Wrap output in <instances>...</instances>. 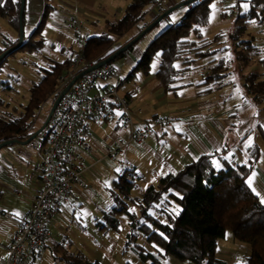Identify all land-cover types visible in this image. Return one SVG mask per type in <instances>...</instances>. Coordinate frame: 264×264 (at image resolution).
Listing matches in <instances>:
<instances>
[{
    "label": "crops",
    "instance_id": "obj_1",
    "mask_svg": "<svg viewBox=\"0 0 264 264\" xmlns=\"http://www.w3.org/2000/svg\"><path fill=\"white\" fill-rule=\"evenodd\" d=\"M112 1L25 0L24 36L27 37L28 30H34L43 13H46L42 34L46 41L44 48L47 49V58L49 61L62 60L71 49L77 51L79 48L75 34L67 27L69 16L77 15L89 25L91 34H99L107 28L108 20L123 15L122 8L108 5ZM177 2L178 0H164L162 3L171 7ZM254 3L252 0H230L225 6L218 7L223 8L222 13L226 11L234 20L237 13L248 11ZM262 8L260 5L258 10ZM158 9L157 5L153 9L151 7L145 21L154 19L159 14ZM187 9L183 10V14L175 22L183 17ZM169 15L157 23H160V28L153 35H158L159 31L175 23L172 22L175 16ZM259 17L248 21L247 26L264 24V12ZM139 29V26L133 28L127 36L137 33ZM219 29L214 28L212 34L203 31L204 37L208 38L217 33L224 34L220 37V42L214 45L218 52L190 62L184 79L175 90H165L157 79L158 58L153 60L149 74L134 70L153 35L145 40L140 38L126 55L121 56V64L117 65L112 61L122 77L119 91L130 99L137 122L149 121L157 114H172L175 122L171 126L158 127L152 137L142 142L129 144L119 158L113 161L107 154L108 148L117 140L125 138L127 131L121 128L117 117L105 121L87 120L86 139L94 147L93 153L87 157V186L78 188L74 198L61 207L58 215L48 222L50 234L45 250L32 264H56L59 261L70 264L64 260L65 255L81 254L91 260L82 252L85 243L81 247L73 239L87 237L84 234L87 230L83 224L84 216L93 222L96 230L105 236L110 235L98 224L104 220L101 216L107 212L103 208L101 197L108 186L112 187L113 178L124 165L136 168L140 176L138 190H141L149 183L157 182L166 173H176L204 153L211 154L226 148L227 157L248 165L251 168L250 174L256 173L252 187L260 193L259 198L264 197V92L260 94L263 98L258 101L245 85L249 80L264 84V27L258 30L257 35L251 33L253 41L246 63L236 54L238 49L231 37L234 26L228 30L221 27ZM221 57L228 60L229 74L221 81L209 84L213 89L203 93L202 90L208 88L203 84V73L212 60ZM116 82L115 79L109 80L112 84ZM249 140L251 146H246ZM254 148L256 152L252 151ZM42 160L41 152L31 148L29 144L14 143L0 151V257L6 256L17 228V224L1 210L20 213L30 209L33 198L43 185ZM108 175L111 177L106 179ZM111 205L108 201V208ZM110 238H113L112 235ZM228 238L235 240L233 236ZM233 240L232 244L236 245L237 240ZM241 247L249 249V245L243 244ZM89 248L91 254L95 255L94 249L91 246ZM233 249L235 250V246L220 245L218 240L217 255H231L234 253ZM95 260L100 261L97 258L91 261ZM227 261L235 262L233 259Z\"/></svg>",
    "mask_w": 264,
    "mask_h": 264
},
{
    "label": "trees",
    "instance_id": "obj_2",
    "mask_svg": "<svg viewBox=\"0 0 264 264\" xmlns=\"http://www.w3.org/2000/svg\"><path fill=\"white\" fill-rule=\"evenodd\" d=\"M127 1L122 16L108 20L103 32L88 37L83 49L88 65L112 54L156 18L145 21L148 6L158 5V0ZM211 1L195 0L187 4L183 17L154 38L134 70L149 74L153 60L158 58L157 79L165 90L177 89L190 62L218 52L214 45L224 34L217 33L208 38L202 31L210 20ZM252 1L254 5L246 12L237 13L233 20L231 37L239 48L237 57L243 62L248 61L246 56L250 55L253 41L252 35L243 37L247 23L253 18H260V13L264 12V0ZM20 5L21 0H0V16L7 18L15 30L14 36H3L0 54L18 42ZM260 5L263 8L258 10ZM223 15L227 12L224 11ZM45 19L46 13H43L40 22L28 37L24 36L21 45L0 60V92L13 89L9 79L1 78L9 57L18 49L40 51L45 47L42 34ZM138 26L137 33L127 36ZM134 44L118 57L126 55ZM242 48L246 56L240 53ZM75 52L71 49L64 59H51L48 66L41 67V77L29 87V98L21 104V108L10 107L11 101L0 95V142L9 139L24 141L33 135L37 111L49 96L55 100L59 78L70 69ZM179 62L182 63L178 65ZM228 74L227 58L212 60L203 73V84L208 88L202 92L211 91L213 87L209 84L221 81ZM245 85L256 100L263 98L260 95L264 92L262 82L249 80ZM252 151L256 152L255 148ZM225 154L226 148L211 154L204 153L176 173H166L157 182L149 183L136 194L133 190L138 188L140 176L134 166L124 165L113 178V203L104 220L98 223L99 227L117 230L120 228L117 215L126 214L129 229L125 247H131L143 264H161V257L166 255L190 259L194 264H264V204L247 186L251 168L229 157L225 159ZM227 230L232 231L235 240L249 245V253L242 262L229 263L217 255L218 240L226 237ZM63 258L70 264H103L88 260L81 254L65 255Z\"/></svg>",
    "mask_w": 264,
    "mask_h": 264
},
{
    "label": "built area",
    "instance_id": "obj_3",
    "mask_svg": "<svg viewBox=\"0 0 264 264\" xmlns=\"http://www.w3.org/2000/svg\"><path fill=\"white\" fill-rule=\"evenodd\" d=\"M214 1L222 7L230 0ZM162 5L159 13L167 7L164 3ZM66 23L75 34L79 48L70 69L59 78L58 93L77 73L89 66L83 49L91 35V28L77 15L69 16ZM110 79L117 82L109 83ZM121 83L119 70L111 62L86 72L62 96L47 124L28 143L42 154L43 185L28 211L20 212L17 216L18 212L1 210L17 224V228L6 256L0 257V264H32L45 250L50 234L48 222L74 198L78 188H86L87 157L94 151L86 139L87 120L105 121L117 117L121 128L127 131L125 138L117 140L108 148L107 154L113 161L129 144L152 137L158 127L174 124L172 114H157L149 121L137 122L130 99L119 91Z\"/></svg>",
    "mask_w": 264,
    "mask_h": 264
},
{
    "label": "rangeland",
    "instance_id": "obj_4",
    "mask_svg": "<svg viewBox=\"0 0 264 264\" xmlns=\"http://www.w3.org/2000/svg\"><path fill=\"white\" fill-rule=\"evenodd\" d=\"M164 0H158L157 7L160 9L162 7V2ZM183 0H178L177 3H181ZM127 0H113L112 2H108V5L116 6L115 8H122V13H124L125 7L127 5ZM167 6V5H166ZM187 5L180 6L173 10L170 14L172 18V22H175L179 19V17L183 14V10L187 9ZM211 15L210 20L207 23L208 25L202 28V31H206L209 34L214 33L213 29L219 27L223 30H228L229 28H232L234 26L232 17L227 14L223 15L222 11L224 10L221 7H218L214 0L211 1ZM169 6L166 7L168 9ZM151 9L150 6H148V10ZM153 9V6H152ZM158 9V10H159ZM165 10V8H164ZM163 10V11H164ZM158 16V15H157ZM156 16V17H157ZM170 16V15H169ZM264 24H254L251 26H247V29H245V35L243 37H247L249 35L258 34V30L263 28ZM160 28V23L155 25L153 28H151L143 37L142 40H145L148 38V36L153 35L156 33ZM163 30V29H162ZM161 30V31H162ZM217 30V31H218ZM29 31V30H28ZM27 31V37L30 35L31 31ZM159 31L158 33H160ZM15 35V30L9 23L8 19L0 16V42L4 35ZM232 34V31H231ZM157 35V34H156ZM156 35H153V38L151 42L154 40ZM239 49V48H238ZM46 48H42L40 51H28L24 49H18L17 52L14 55H11L9 57V62L7 67H5V71L2 74L1 78L3 79H9L10 85L13 87L12 90H2L0 92V95L4 97L5 99L11 101L12 106H17L21 108V104L27 102L29 98V87L34 81H37L41 77L42 68L48 66L49 60H48V54L46 53ZM240 53H243L246 56L245 49H240ZM248 57V56H246ZM122 57H117L113 62H115L117 65L118 63H122ZM249 59V57H248ZM247 59V60H248ZM246 63V62H244ZM123 65V64H122ZM53 105V96H49L48 99L42 104L41 108L37 111L36 119L34 122V128L37 129L40 127L43 122L46 120L49 111ZM12 145V144H11ZM8 145V146H11ZM8 146H5L1 148V150L6 149ZM0 150V151H1ZM111 176H106L107 178H110ZM107 181V180H106ZM113 181V180H112ZM111 182L109 181V184ZM138 180V184H139ZM110 186L103 192V195L101 197V202L104 204L103 208L108 212L111 209V206L108 208L107 204L108 201L113 203V196L111 192ZM138 188H135L133 190V194H136L139 190ZM107 198L109 200H107ZM120 220V228L119 229H108L106 233H110L109 236H105L100 231L96 230V227L92 224L93 222L91 220H87V217H83L84 221L83 224L86 226V234L87 237L84 238V236H81L80 238L73 239L75 244H78L82 247V244L85 243L84 248H82V252L86 253L89 259L93 260L97 258L100 260L103 264H143V262L140 260V258L137 256L136 252L131 247H125L126 240H127V232L129 229V223L128 218L126 214H119L117 215ZM103 219L105 218V215L101 216ZM101 219V218H100ZM81 222V220H79ZM112 235L113 238H110ZM226 238L219 239L220 245H228L235 246V250L233 249L234 253L231 255H222L219 254L218 257L222 259H233L235 262H241L245 259V257L249 253V249L242 248L241 246L243 244L247 245V243L242 241H236L237 244H232V238H228V236H233L231 230H227ZM142 237L140 240L142 241ZM103 240H105V245L103 246ZM116 240V241H115ZM235 241V240H233ZM241 243V245H239ZM92 247L94 251L96 252L95 255H92L90 252V248ZM89 249H88V248ZM45 264H52L51 262H47ZM56 264H66L61 261L57 262ZM161 264H194L193 261L190 259H179L172 255H166L161 257Z\"/></svg>",
    "mask_w": 264,
    "mask_h": 264
},
{
    "label": "water",
    "instance_id": "obj_5",
    "mask_svg": "<svg viewBox=\"0 0 264 264\" xmlns=\"http://www.w3.org/2000/svg\"><path fill=\"white\" fill-rule=\"evenodd\" d=\"M195 0H183L181 3H177L171 7H169L168 9H165L164 11H162L161 13H159V15L151 22L149 23L147 26H145L134 38H132L129 42H127L126 44H124L123 46H121L120 48H118L117 50H115L112 54H110L109 56H107L104 59H101L99 61H97L94 64L89 65L87 68L83 69L82 71H80L79 73H77L69 82L68 84L62 89V91H60L58 93V95L56 96L55 100L53 101V105L49 111V114L45 120V122L43 123L42 126H40L38 129L35 130V132L33 133V135L31 137H29L28 139L21 141L18 139H9V140H5L0 142V149L14 144V143H22V144H28L36 135L37 133L47 124L54 108L56 107L57 103L60 101V99L62 98V96L71 88V86L76 82V80L78 78H80L82 75H84L86 72L90 71L91 69L100 67L106 63L112 62L113 60H115L122 52H124L126 49H128L131 45H133L135 42H137L140 38H142L151 28H153L155 25H157L158 22H160L163 18H165L166 16H168L173 10H175L176 8L183 6V5H187L189 3L194 2ZM24 6H25V0H21V5H20V28H19V38H18V42L15 46L6 49L5 51H3L0 54V60L12 49L18 48L21 43L23 42L24 39V23H23V14H24Z\"/></svg>",
    "mask_w": 264,
    "mask_h": 264
},
{
    "label": "snow or ice",
    "instance_id": "obj_6",
    "mask_svg": "<svg viewBox=\"0 0 264 264\" xmlns=\"http://www.w3.org/2000/svg\"><path fill=\"white\" fill-rule=\"evenodd\" d=\"M262 59H264V57H262ZM117 115H120V113H117ZM246 146H251V140L248 141V144H247ZM227 158H228V157L226 156L225 159H227ZM255 176H256V173H255V172H252V173L248 176L246 183H247V186L251 189V191L254 192L256 196L260 197V193L257 192L256 189H255L254 187H252V185H253V178H254ZM260 203H261V204H264V197H261V198H260ZM177 214H179L178 211H177ZM16 215L18 216L19 213H17ZM77 218L79 219L80 217H77Z\"/></svg>",
    "mask_w": 264,
    "mask_h": 264
}]
</instances>
